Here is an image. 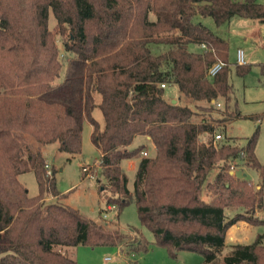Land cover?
Instances as JSON below:
<instances>
[{
  "label": "trees",
  "instance_id": "trees-1",
  "mask_svg": "<svg viewBox=\"0 0 264 264\" xmlns=\"http://www.w3.org/2000/svg\"><path fill=\"white\" fill-rule=\"evenodd\" d=\"M200 17L217 27L234 17L262 23L264 3L0 0V264H77L70 251L78 246H114L132 257L147 249L133 230L43 202L58 192L41 147L57 143L60 152L79 154L84 120L99 152L106 209L119 214L134 203L140 225L170 257L189 251L202 256L201 264H264V232L249 244L226 243L231 226L258 225L253 216L264 210L259 132L244 141H222L218 133L213 144L215 122L233 116L228 42ZM216 61L224 66L208 78ZM248 69L247 63L235 67L240 75ZM167 86L176 88L175 102L165 97ZM136 137H147L153 151L131 148ZM134 159L130 191L121 164ZM231 164L255 169L261 184L236 177ZM29 171L35 196L18 181ZM233 208L242 211L227 216Z\"/></svg>",
  "mask_w": 264,
  "mask_h": 264
},
{
  "label": "rangeland",
  "instance_id": "rangeland-1",
  "mask_svg": "<svg viewBox=\"0 0 264 264\" xmlns=\"http://www.w3.org/2000/svg\"><path fill=\"white\" fill-rule=\"evenodd\" d=\"M262 2V0H257ZM243 19V18H239ZM199 20L214 34L228 40V63L229 74L228 81L232 86L231 100L228 103L227 111L233 116L225 122L216 121V133L227 138H239L244 141L250 137L257 129L258 139L256 143V152L259 162L263 168V180L260 179L255 169L236 166L234 174L238 178H245L253 183L254 186L262 184L264 187V38L251 36L247 41L244 35H241L240 29L244 26H236L233 22L217 27L212 19L202 18ZM50 27L55 24L54 18L50 13ZM251 28V27H250ZM251 32V29H249ZM253 33V32H252ZM230 38V39H229ZM61 47V45H59ZM240 48L244 52V57L249 69L240 75L235 71L236 50ZM191 50H198L196 46L190 47ZM261 63L262 65H258ZM177 90L174 86H167L165 97L170 100L177 99ZM220 103V109L223 110V102ZM98 121H102L101 113L95 109L92 115ZM216 118H223L222 114L213 113ZM91 126L87 120L83 121L81 131V151L79 154L70 155L58 150L57 143L48 144L41 147L45 163L55 172L53 175L54 184L58 195L56 197L46 194L43 202L60 203L79 211L84 217L98 223H106L109 228L118 225L124 231L133 230L136 234L142 235L148 243L146 250H138L135 256L130 254L125 256L123 250L114 246H78L71 249V254L77 261V264H201L202 256L189 251H180L176 257H170L166 249L154 245L151 232L140 225L134 203H128L123 209L117 211L106 209L103 194L99 191L98 181H102L101 170L99 167V152L90 140ZM203 137L202 139H204ZM143 145L147 152L153 151V145L145 138L136 137L131 148ZM137 164V159H134ZM86 167L88 176L82 174L81 168ZM124 174L127 177V187L130 191L133 188L135 168L129 165L125 160L121 164ZM18 181L27 189L29 196H35L38 193L37 182L33 172L29 171L18 176ZM206 200V196H203ZM239 208L226 210L227 216L241 212ZM106 214V218L103 217ZM258 225L231 226L226 233V243L236 242L233 239L234 234L239 233L238 238L241 244L251 243L255 236L264 232V210L259 209L254 216ZM246 223V222H245ZM249 228V230L245 228ZM109 260H105V258Z\"/></svg>",
  "mask_w": 264,
  "mask_h": 264
},
{
  "label": "crops",
  "instance_id": "crops-1",
  "mask_svg": "<svg viewBox=\"0 0 264 264\" xmlns=\"http://www.w3.org/2000/svg\"><path fill=\"white\" fill-rule=\"evenodd\" d=\"M260 3H264V0H262V2H260ZM233 21L235 22L234 24L236 26H241V27L244 26V27H246L245 29L244 28H241L240 29V33H241V35H244V40L245 41H247L248 39H250L251 36H259L261 38H264V22L260 23V22H257V21L249 20V19H239L237 17H234V18L230 19V21L228 23H231ZM249 29H251V32H250ZM226 41L228 42V40H226ZM262 45L264 46V43ZM228 47H229V44H228ZM238 49H240V48H238ZM145 139L148 140L147 137ZM255 152H256V150H255ZM256 156H257V152H256ZM257 158H258V156H257ZM258 160H259V158H258ZM129 165L132 168H135L136 167V163L133 160H130L129 161ZM231 173L234 174V172H231ZM237 224L239 226H243V225L246 226V225H248L247 223H245L243 221L237 222ZM237 224H234V225H237ZM249 228L246 227L245 229L249 230ZM239 233L240 232H237L236 234H234L233 239L236 242H233V243H239V244H241L240 243L241 240L238 238Z\"/></svg>",
  "mask_w": 264,
  "mask_h": 264
},
{
  "label": "built area",
  "instance_id": "built-area-1",
  "mask_svg": "<svg viewBox=\"0 0 264 264\" xmlns=\"http://www.w3.org/2000/svg\"><path fill=\"white\" fill-rule=\"evenodd\" d=\"M200 49H202V50H205V46L204 45H201L200 46ZM235 61H236V64L237 65H245L246 64V60H245V57H244V52H243V50H241V49H237L236 50V58H235ZM224 66V63H222L221 61H216V62H214L213 64H211L208 68H207V71H206V76L208 77V78H213L221 69H222V67ZM164 85H161V87H163ZM216 106L217 107H220V103L219 102H217L216 103ZM222 138V136L220 135V134H218V133H214V135H213V144H215L216 143V141H218L219 139H221ZM142 155L143 156H146L147 155V153H146V151H144V152H142ZM49 168V166H48V164H46L45 165V169L47 170ZM235 168H236V166L234 165V164H231V166H230V169H231V172H234V170H235ZM87 170V168L86 167H84L83 169H82V171H86ZM49 173H50V171L49 170H47V174L49 175ZM115 209V207L114 206H109V207H107V210L108 211H110V210H114ZM103 217L104 218H106V214H103ZM105 260H109V258H105Z\"/></svg>",
  "mask_w": 264,
  "mask_h": 264
},
{
  "label": "water",
  "instance_id": "water-1",
  "mask_svg": "<svg viewBox=\"0 0 264 264\" xmlns=\"http://www.w3.org/2000/svg\"><path fill=\"white\" fill-rule=\"evenodd\" d=\"M173 102H175V101L173 100Z\"/></svg>",
  "mask_w": 264,
  "mask_h": 264
}]
</instances>
